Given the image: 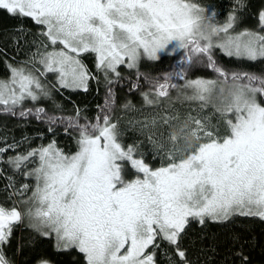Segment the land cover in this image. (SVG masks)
Wrapping results in <instances>:
<instances>
[{
    "label": "snow or ice",
    "instance_id": "1",
    "mask_svg": "<svg viewBox=\"0 0 264 264\" xmlns=\"http://www.w3.org/2000/svg\"><path fill=\"white\" fill-rule=\"evenodd\" d=\"M0 10L30 18L41 26L45 41V50L38 48L29 61L32 70L9 66L10 79L0 80L4 111L15 115L14 109L26 100L50 98L39 78L47 73L57 74L60 87L87 91V81L95 77L79 59L81 53L95 54L97 71L112 85L119 83L121 65L138 70L142 58L156 61L161 54L181 52L182 67L141 92L145 104L157 105L169 98L170 89L178 90L201 112L211 104L226 129L221 134L209 116H164L166 142L151 135L149 140L158 154L164 152L167 163L151 168L134 145L120 140L111 87L94 122L80 123L79 110L75 117L64 118L48 116L41 107H21V117L46 118L50 125L66 120V130L78 132V150L65 154L53 141L8 159L17 171L36 161L25 172L36 183L22 201L29 205L23 212L0 205V264H10L3 246L13 225L25 217L41 236H55L57 250L74 248L86 264H155L158 240L167 241L182 264H188L179 241L192 220L201 225L236 215L264 220V75L230 72L214 58V50L220 49L237 60H264V11L259 13L261 31L236 32L235 14L218 24L214 10L206 14L209 9L193 0H0ZM196 65L211 70L215 78H186V71ZM173 120L177 123L171 124ZM151 125L156 127V118ZM9 148L0 147V157ZM127 166L134 170L131 180L125 178ZM28 189L24 184L19 194Z\"/></svg>",
    "mask_w": 264,
    "mask_h": 264
},
{
    "label": "trees",
    "instance_id": "2",
    "mask_svg": "<svg viewBox=\"0 0 264 264\" xmlns=\"http://www.w3.org/2000/svg\"><path fill=\"white\" fill-rule=\"evenodd\" d=\"M193 2L201 8L214 10L217 15L216 22L220 24L225 23L230 14H235L237 21L234 27L238 32L246 29L261 31L259 13L264 11V0H193ZM40 32L41 26L30 18L15 17L9 15L6 10H0V80L7 81L9 66L33 69V65L29 63L33 54L38 48L41 52L45 50L42 46L45 41ZM181 56L182 53L178 52L172 56H161L156 61H144L135 71L124 73L129 69L121 68L119 83L108 85L104 73L96 69L94 53L84 52L80 54L79 59L95 77L87 81V91L80 88L58 90L54 83L47 80L49 86H46V89L50 98L41 97L35 103L26 100L23 105L14 109L15 115L11 111H4V106H0V147L12 145V148L0 158V205L9 209L15 206L23 212L27 206L22 201L32 192L36 183L33 177L25 175L36 161L17 171L7 163L10 157L26 154L31 149L47 146L53 141L56 148L67 154L78 149L76 143L78 132L71 128L66 130V120L64 123L50 125L46 118L38 120L34 115L21 117L19 115L21 107L25 110L41 107L48 116L64 118L75 117L79 110L80 123L83 124L86 120L94 122L95 116L104 106L107 91L111 87L115 93L112 118L113 122H118V128L122 132L120 140L125 146L134 145L138 155H141L151 168H158L162 163H167L166 159L162 160L164 152L158 154L154 144L149 140L151 135L156 142L162 140L166 142L169 128L162 124V114L175 116L180 113L186 116L191 113L193 116L198 114L209 116L211 124L219 125L223 134L225 125L211 107H206L201 112L198 104L194 102L187 101L178 105L176 99L182 97L178 90L170 89L169 98H161L157 105L145 104L141 92H147L157 82H163L165 74L178 71L182 67L179 63ZM214 58L219 66L230 72L264 75V60L255 62L237 60L226 56L220 49L214 50ZM40 66L36 64L35 67ZM185 75L189 79L215 78V73L202 65L189 69ZM109 76L114 78L111 74ZM173 82L183 84V81L176 78ZM133 84H139V88L131 90ZM260 99L264 101V98ZM125 105L128 107H124ZM153 118L157 119L155 128L151 125ZM146 122L148 127L144 126ZM49 127L53 130L49 131ZM161 132L164 133L163 137L160 135ZM125 178L128 180L134 178V170L130 166H127ZM24 184L29 185L28 191L23 196L14 198L13 193L18 194ZM160 241L159 247L155 249V264H182L175 248L163 240ZM179 245L185 252L188 264H264V220L240 215L224 222L206 220L203 225L192 220L181 234ZM3 253L10 264H40L41 261H47L48 264H86L83 254L74 248L57 250L55 236H41L29 227L26 217L21 223L13 225L12 235L9 242L3 246Z\"/></svg>",
    "mask_w": 264,
    "mask_h": 264
},
{
    "label": "rangeland",
    "instance_id": "3",
    "mask_svg": "<svg viewBox=\"0 0 264 264\" xmlns=\"http://www.w3.org/2000/svg\"><path fill=\"white\" fill-rule=\"evenodd\" d=\"M210 10L208 11V12H206V14H210ZM218 24H220V23H218ZM236 31V30H235ZM236 32H238V31H236ZM170 48H171V46H170ZM170 48H169V50H170ZM51 50V49H50ZM178 53V52H177ZM82 54V53H81ZM174 54H176V53H174ZM95 55V54H94ZM166 56V55H168L167 53H164V54H161V56ZM144 61H146V62H150V61H152V60H149V59H147V58H142L141 60H140V62H139V65H140V63L141 62H144ZM138 65V66H139ZM95 66H96V56H95ZM11 67H14V68H18L19 66H17V67H15V66H11ZM40 68H41V71H43V68H42V66H40ZM128 69V68H126L125 66H123V65H121L117 70L119 71V69ZM97 69V68H96ZM136 70V68H134V69H129V70H127V71H124V73L125 72H130V71H135ZM89 72V71H88ZM90 73V72H89ZM109 74H111V73H109ZM36 75H38L39 76V73H36ZM10 76H11V71H10V68H9V76H8V78H7V80H9L10 79ZM91 76H93L92 74H91ZM111 76H112V74H111ZM39 78L41 79V82L43 83L44 81H45V79H46V81H45V83H44V86L46 87V86H49L48 85V83H47V80H50V82H52V83H54L55 85H56V87H57V89L58 90H60V89H63V87H60L59 86V84H58V82H57V74H55V73H47V75H45V76H39ZM4 81V80H3ZM5 81H6V79H5ZM67 89H69V90H75V89H72V88H67ZM78 89V88H77ZM225 90L227 91V86H225ZM180 97V96H179ZM176 101H177V104L179 105V104H181V103H185V102H187V100H184L183 99V97H181L180 99H176ZM31 103H35V102H32V101H30ZM38 102V101H37ZM216 103H219V101H216ZM208 107H211L212 109H213V111L215 112V109L212 107V105L211 104H209V106ZM195 110H197V108H194ZM205 109V108H204ZM192 111H193V109H192ZM177 114H179V117H180V119L181 120H184V119H186L187 118V116L188 115H186V116H184V115H182V114H180V113H177ZM176 114V115H177ZM216 114H218V116H220L219 115V113H216ZM167 114H162L161 115V119H163V117L164 116H166ZM170 123L171 124H175V123H177V121H170ZM226 131V129H224V132ZM180 146L182 147L183 146V142H181V144H180ZM78 150V149H77ZM77 150H75V152L77 151ZM74 152V153H75ZM74 153H71V154H74ZM65 154H67V153H65ZM71 154H69V155H71ZM3 157V156H2ZM1 158V157H0ZM37 166V162H35L34 164H33V166H30L29 168V170H31V169H33V168H35ZM13 169V168H12ZM0 170H1V167H0ZM14 170V169H13ZM22 189V186L20 187V190ZM20 190H19V193H20ZM17 194V193H13V195H15V197L14 198H16L17 196H21L20 194ZM31 195V193L27 196V197H29ZM27 199V198H26ZM25 206H29V205H25ZM18 210H20V209H18ZM21 211V210H20ZM28 220V219H27ZM29 222V221H28ZM36 232V231H35ZM165 242H167V241H165ZM157 243H161V241L160 240H158L157 241ZM168 243V242H167ZM148 251H153V249H149Z\"/></svg>",
    "mask_w": 264,
    "mask_h": 264
},
{
    "label": "bare ground",
    "instance_id": "4",
    "mask_svg": "<svg viewBox=\"0 0 264 264\" xmlns=\"http://www.w3.org/2000/svg\"><path fill=\"white\" fill-rule=\"evenodd\" d=\"M53 237V236H52Z\"/></svg>",
    "mask_w": 264,
    "mask_h": 264
}]
</instances>
